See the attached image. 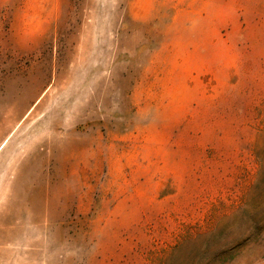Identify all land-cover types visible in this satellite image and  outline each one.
I'll list each match as a JSON object with an SVG mask.
<instances>
[{
	"label": "rangeland",
	"instance_id": "374dc122",
	"mask_svg": "<svg viewBox=\"0 0 264 264\" xmlns=\"http://www.w3.org/2000/svg\"><path fill=\"white\" fill-rule=\"evenodd\" d=\"M0 264H264V0H0Z\"/></svg>",
	"mask_w": 264,
	"mask_h": 264
}]
</instances>
